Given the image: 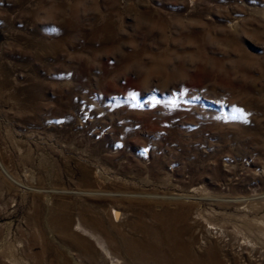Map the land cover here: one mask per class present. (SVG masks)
<instances>
[{"label": "rangeland", "instance_id": "rangeland-1", "mask_svg": "<svg viewBox=\"0 0 264 264\" xmlns=\"http://www.w3.org/2000/svg\"><path fill=\"white\" fill-rule=\"evenodd\" d=\"M166 223L264 264V0H0V264H153Z\"/></svg>", "mask_w": 264, "mask_h": 264}, {"label": "bare ground", "instance_id": "bare-ground-1", "mask_svg": "<svg viewBox=\"0 0 264 264\" xmlns=\"http://www.w3.org/2000/svg\"><path fill=\"white\" fill-rule=\"evenodd\" d=\"M102 210H105V209L102 208L101 209V213H103ZM111 215H112L111 216V219H112L113 222H116V221H118L120 219V212L117 211L116 209H113V211L111 212ZM135 216H137V213H136ZM160 216L166 222V218L164 217V215L160 214ZM183 216L186 217V213L183 214ZM93 219L94 220H92L91 218H89L88 219L89 221H87L88 224L90 225V228H91V229H89V231H91V236L96 240V242L97 243H100L99 242L100 241V238L98 237V234L96 235V232H94V231L96 229H98V228L100 229V226L101 225L99 223H100L101 219H100V217L99 218H93ZM67 220H68V222H71L70 221V218H68ZM85 221H86V219H84V222ZM132 222H133L134 225L140 224V223H138V221L136 219H133ZM113 225H114V228L117 229L118 225L117 224H113ZM79 226H80V229H82L84 232H88V230L86 229L87 228L86 224H83V226H81V225H79ZM167 226H168V230L166 229V231L164 232V233L167 234V236H170V238H168V240H167V243H168L167 246L172 251L175 249V247H177L179 249V251L173 252V253L160 252L161 249L164 248L163 247V243H161L162 244L161 246L160 245H150L149 247H147V248L150 249V252L148 253L149 256L148 257L147 256H144V255L143 256H137L136 259H139L142 262H149V263H153V264H162L165 261H170V262H172L174 264H186V243H184V242H182L180 240V234H177L174 231L173 225H171L169 223V224H167ZM157 233H158L157 230H155L154 237H157L156 236ZM84 240H86V239H84ZM124 247L129 252V250H131L133 247H141V246L140 245H137V244L134 245L132 242L126 241L124 243ZM106 252H108V251H106ZM107 257L109 258L110 264H124V261L120 260L116 256H111L109 254V252L107 253ZM192 257L193 256L190 255V258H189L191 264H206V263L207 264H220L218 258L213 253H208L207 257L206 256H200V257H195L194 256L193 258Z\"/></svg>", "mask_w": 264, "mask_h": 264}, {"label": "snow or ice", "instance_id": "snow-or-ice-1", "mask_svg": "<svg viewBox=\"0 0 264 264\" xmlns=\"http://www.w3.org/2000/svg\"><path fill=\"white\" fill-rule=\"evenodd\" d=\"M182 94H183V93H181V95H182ZM130 95L132 96V99H135V94H134V93H130ZM159 102H160V101H156V100H154V103H159ZM169 103L171 104L172 107H176V106H177V102H176L174 99L171 100ZM133 106H136V105H133ZM234 111L239 112V113L241 114V116L244 115V113H243L242 110H240V109H234Z\"/></svg>", "mask_w": 264, "mask_h": 264}]
</instances>
